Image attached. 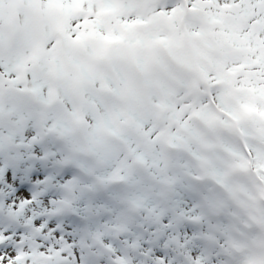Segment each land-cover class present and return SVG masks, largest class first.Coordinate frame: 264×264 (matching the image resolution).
<instances>
[{
	"label": "snow or ice",
	"instance_id": "obj_1",
	"mask_svg": "<svg viewBox=\"0 0 264 264\" xmlns=\"http://www.w3.org/2000/svg\"><path fill=\"white\" fill-rule=\"evenodd\" d=\"M0 264H264V0H0Z\"/></svg>",
	"mask_w": 264,
	"mask_h": 264
}]
</instances>
